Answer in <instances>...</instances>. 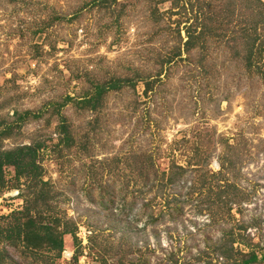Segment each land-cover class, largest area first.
I'll return each instance as SVG.
<instances>
[{"label":"rangeland","instance_id":"rangeland-1","mask_svg":"<svg viewBox=\"0 0 264 264\" xmlns=\"http://www.w3.org/2000/svg\"><path fill=\"white\" fill-rule=\"evenodd\" d=\"M175 1L0 0V145L41 143L40 176L79 239L62 234L56 255L0 238V264H233L251 248L264 264V56L247 66L240 34L264 43V19L242 0ZM125 77L96 108L66 99ZM3 179L0 227L25 219L31 180L12 165Z\"/></svg>","mask_w":264,"mask_h":264},{"label":"trees","instance_id":"trees-1","mask_svg":"<svg viewBox=\"0 0 264 264\" xmlns=\"http://www.w3.org/2000/svg\"><path fill=\"white\" fill-rule=\"evenodd\" d=\"M110 0H98L101 4H107ZM173 2L176 4L177 2L173 0ZM229 5L231 6L236 4L232 1H228ZM212 3H208L206 5L211 6ZM241 5L249 6L252 10H256L255 15H257V21H261L264 19V0H242ZM223 7L221 6L222 9ZM237 8V7H236ZM233 7L227 9V15H231V13L234 12ZM217 18L225 19V17H228L226 14L222 15L220 14V11L217 9H213ZM203 11V10H202ZM200 14V13H199ZM220 14V15H219ZM238 14V13H237ZM196 19H198V15L194 16ZM205 17V16H204ZM261 19V20H260ZM221 21V19H219ZM184 31L186 32L187 39L185 40L186 49H189V47H192L194 43H196V39H198L199 35L195 32L196 25L192 24H183ZM204 25L202 27V31L205 32ZM208 29V28H207ZM214 31H212L214 34H219L215 28H213ZM241 30V35L245 40V44L247 46V52H246V61L247 66H251L252 63L260 60L264 55V43L263 40L258 42L259 39V32L255 30V27L252 25L245 24L243 25ZM181 29L179 28V31ZM253 30V31H252ZM201 31V32H202ZM198 35V36H197ZM167 61L170 59V55L165 56ZM123 83L131 84V86H134L135 83L132 78L125 77V78H117L112 79L108 82L103 83H94L93 89L88 92L87 94H84L83 96H80L79 98H73L72 96H66L69 98L66 99H73V101L76 104H79L80 107H89V108H96L101 104L102 96L104 93L109 91L110 89H118L123 86ZM144 89L145 91L150 87V80L145 78L144 80ZM65 102V101H63ZM52 103V102H50ZM62 105V102H57L56 104V112L59 113L60 106ZM31 110H24L19 113V117L28 116ZM34 115H38V112ZM60 118H62L60 116ZM66 119L64 118L63 121L58 123L57 131H63L65 130L64 134H59V138L64 141V139H68L70 137V142L73 141V136L71 135V132H68ZM10 126H2L0 128V136L5 133V135H8V129ZM67 141L66 145H69L70 142ZM41 147V143L38 141L32 142V144H22V145H16L14 147L5 148L0 145V189L4 185V179H3V166L4 165H12L15 169V176L18 178L21 174H24L26 177H29L30 182L27 186V189H25L24 193H21L25 203L23 205V210H21L22 214L25 216V219L20 220L19 217H16L15 223H10L4 227H0V238L8 239L12 244L16 245L17 242H22V244L26 248L30 249H40L42 247L47 248L48 250H55L56 255H59L63 249V241H62V234L71 232L73 235V239L75 244L79 243V239L75 235V228H72L71 224L69 226V221L66 223L65 220L62 221L60 218V215L55 213L54 206L51 200H53L58 192L56 190L52 183H50L48 180H44L40 175L41 172V165L36 161V155L38 152V149ZM177 169H184L186 166H181L178 164H171V170L172 168ZM31 209H33L35 212H31ZM43 211H48L47 213H44ZM44 215H47L46 218L48 220H45L46 218H43ZM70 220V219H66ZM63 225V226H61ZM232 241V240H231ZM232 249V246H230ZM220 253L226 252L227 254L223 255L227 258L228 253L224 247V245H220L219 247ZM225 249V251H224ZM32 250V251H35ZM230 250V249H229ZM34 253V252H33ZM78 253V250L75 248V254L74 258L76 259V255ZM232 254V252H230ZM35 254L40 255V252H36ZM1 255L5 256V253L3 252V249L0 252V262H1ZM232 257V256H231ZM261 258H264V246H263V253L261 254ZM258 259L257 253L254 251L253 248L247 254L239 259L238 261L235 260L233 264H251L255 260Z\"/></svg>","mask_w":264,"mask_h":264}]
</instances>
